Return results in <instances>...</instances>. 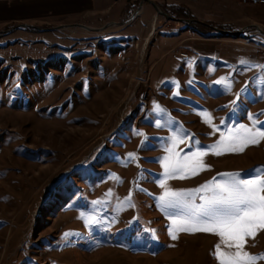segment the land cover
<instances>
[{
  "label": "rangeland",
  "instance_id": "1",
  "mask_svg": "<svg viewBox=\"0 0 264 264\" xmlns=\"http://www.w3.org/2000/svg\"><path fill=\"white\" fill-rule=\"evenodd\" d=\"M133 1L110 6L120 24L106 28L109 16L93 13L84 22L0 14V264H219L216 234L172 228L173 239L158 200L159 160L173 138L183 155L215 144L226 128L251 127L250 114L264 127V43L226 37L214 57L193 53L201 43L191 40L199 34L189 20L175 21L165 5L172 20L138 10L126 22ZM215 151L200 158L209 167L167 186L195 189L264 166V139L242 152ZM90 213L99 223L87 230ZM71 235L77 244L65 254L60 245ZM243 251L264 254V230Z\"/></svg>",
  "mask_w": 264,
  "mask_h": 264
},
{
  "label": "snow or ice",
  "instance_id": "2",
  "mask_svg": "<svg viewBox=\"0 0 264 264\" xmlns=\"http://www.w3.org/2000/svg\"><path fill=\"white\" fill-rule=\"evenodd\" d=\"M249 120L251 127L240 124L226 128L227 135L222 133L215 144L203 149H190L183 155L175 151L177 141L173 138L172 147L165 148L168 155L159 160L164 171L163 179H159L158 183L164 191L158 200L161 209L171 220L173 239L176 236L172 228L189 233L216 234L220 243L215 246L214 254L219 264H253L255 260L264 258V254L252 256L243 251L246 238H254L258 231L264 230V166H257L246 177L237 172L220 173L221 179L213 177L195 189L174 190L167 186L166 181L195 175L197 166L209 167L203 165L200 158L210 150L221 149L214 152L221 155L223 152H242L250 145L259 144L264 139V127L258 128L256 125L262 122L251 114ZM195 144L199 142L195 141ZM129 158H132V154H129ZM197 197L200 203L195 202ZM221 245L235 248V251H222Z\"/></svg>",
  "mask_w": 264,
  "mask_h": 264
},
{
  "label": "crops",
  "instance_id": "3",
  "mask_svg": "<svg viewBox=\"0 0 264 264\" xmlns=\"http://www.w3.org/2000/svg\"><path fill=\"white\" fill-rule=\"evenodd\" d=\"M116 1L119 2V0H17L10 6L8 4L0 5V14L10 19L30 17V14H32L36 18L48 16L53 19H68L69 22L74 19L73 16L78 15L76 17L77 20L84 22L83 18L88 13H93L95 17L98 15H108L107 21L113 23L119 20V11L116 10L117 8L113 11L117 15V19H114L110 18L112 11L108 12V10L110 6H115ZM142 1L144 3L140 5ZM195 1L197 2L198 0H189L188 3L183 0H134L133 4L137 5V10H140V14L143 15L149 12L150 20L157 14L155 6L159 8L165 5L167 7L169 5H181L188 8L195 21L204 23L209 28V32L205 35V38L199 35L198 38L191 39L195 42L196 40L200 41L201 51L203 52L201 53L199 45L195 46L199 47L196 49L188 47L193 53L199 52V54L208 57L216 56L214 47L221 43V38H226L222 36L224 33H230L239 37L243 35L244 37L251 38L259 45L264 43V3L248 5L242 4L241 0H203L205 4L202 10L200 6H197ZM127 6L130 7L132 5L127 4L123 8L122 6L120 7L123 11H127ZM166 18L172 20L170 17ZM25 19L33 21L30 18ZM175 21L183 22L181 18H175ZM191 40L188 39V41Z\"/></svg>",
  "mask_w": 264,
  "mask_h": 264
},
{
  "label": "trees",
  "instance_id": "4",
  "mask_svg": "<svg viewBox=\"0 0 264 264\" xmlns=\"http://www.w3.org/2000/svg\"><path fill=\"white\" fill-rule=\"evenodd\" d=\"M167 8H168V12L173 17L189 20L190 22L186 23V24L188 25L190 30L198 33L199 35L203 36L204 38L206 37L205 35L209 32L208 26L206 24H204V23H200V22L195 21L192 18L188 8H186L184 6H181V5H169ZM222 33H224V32H222ZM222 36L223 37L233 38V39L239 38V36H236V35H233V34L232 35L223 34ZM114 192H115L114 197H119L120 192L118 190H116V188H115V190L112 191V193H114ZM110 195H111V192H110ZM128 195H129V193L127 194V196ZM127 196H125V198H127ZM132 197H133V195H130V200H131ZM106 198L107 199H104V200H108L109 201L108 197H106ZM127 205L128 204L126 203L125 206H124L126 211H127V209H129V210L132 209V206H128L127 207ZM119 207L121 209L122 205H120ZM95 209H96V212H100V213L104 212L100 206L98 207V204H97V208H95ZM133 213H134V211H133ZM95 215H96V213H90V214H87L86 216H84V221H85V223H84L85 227L84 228L85 229L88 230L89 227H92V226L96 225L97 223H99L98 220H97V217H96L97 215L96 216ZM158 224L161 225L160 222H158ZM59 227H61V225ZM12 243H14V242H12ZM76 244H77L76 236L71 235L69 237L67 236L66 238H63V243L60 246L63 247V248H67V250L65 249L66 251L64 250L65 254H67L68 252L70 253V249L73 248ZM25 255L24 256L21 255V257H23V260L26 258ZM15 257H16V255L14 256V258ZM19 257H20V253H19ZM14 261H17V260H14ZM57 263L58 262L54 261V259H53L52 264H57ZM59 263H61V262H59ZM61 264H66V263H61Z\"/></svg>",
  "mask_w": 264,
  "mask_h": 264
},
{
  "label": "water",
  "instance_id": "5",
  "mask_svg": "<svg viewBox=\"0 0 264 264\" xmlns=\"http://www.w3.org/2000/svg\"><path fill=\"white\" fill-rule=\"evenodd\" d=\"M144 2L142 1V2H140V5L141 4H143ZM156 7V10H157V13L158 14H163V15H165V13L162 11V10H160L157 6H155ZM137 11L138 10H136L129 18H128V20L126 21V22H128V21H130V20H132L135 16H136V14H137ZM166 16V15H165ZM120 23H108V24H106L103 28H106L107 26H117V25H119ZM123 24H125V22L123 23ZM80 27H83V28H86V27H84V26H80ZM59 28V27H58ZM55 29H57V28H51V29H49L50 31H52V30H55ZM86 29H88V28H86ZM48 30V31H49ZM95 31H99V30H95ZM227 34H230V33H227Z\"/></svg>",
  "mask_w": 264,
  "mask_h": 264
},
{
  "label": "built area",
  "instance_id": "6",
  "mask_svg": "<svg viewBox=\"0 0 264 264\" xmlns=\"http://www.w3.org/2000/svg\"><path fill=\"white\" fill-rule=\"evenodd\" d=\"M242 4H248V5H258V4H263L264 0H241ZM181 57H186L187 54H180Z\"/></svg>",
  "mask_w": 264,
  "mask_h": 264
}]
</instances>
